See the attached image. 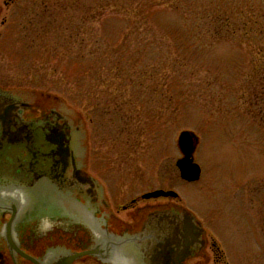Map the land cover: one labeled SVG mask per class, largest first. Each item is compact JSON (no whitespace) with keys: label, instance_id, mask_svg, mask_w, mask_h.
Segmentation results:
<instances>
[{"label":"rangeland","instance_id":"1","mask_svg":"<svg viewBox=\"0 0 264 264\" xmlns=\"http://www.w3.org/2000/svg\"><path fill=\"white\" fill-rule=\"evenodd\" d=\"M4 9L0 86L49 94L50 106L78 117L89 169L113 205L174 190L168 201L190 208L224 254L197 264H264V0ZM183 130L199 137L196 182L175 164Z\"/></svg>","mask_w":264,"mask_h":264},{"label":"flooded vegetation","instance_id":"2","mask_svg":"<svg viewBox=\"0 0 264 264\" xmlns=\"http://www.w3.org/2000/svg\"><path fill=\"white\" fill-rule=\"evenodd\" d=\"M15 1L0 0L1 27L9 23L4 8ZM0 89L28 92V107L22 114L25 121L39 124L44 131L67 128L60 116L45 115L50 107L49 94L29 88L0 86ZM34 109L39 114L26 118L25 114ZM84 145L87 149L83 170L102 186L105 206L96 197L86 208L88 201L79 194L78 185L73 187L75 190L71 188L74 179L68 175L67 168L82 156L78 149L71 151L69 156L65 148L59 150L51 144L48 147L32 145L27 153L19 148L7 150L0 164V264H114L110 260L113 254L108 252L107 240L97 241L94 226L109 237L133 233L151 212L179 207L168 201L178 198H143V194L129 203L113 205L103 181L89 169L88 136ZM85 217L91 222L92 230L85 225ZM209 239L203 251L188 257L186 264H197L212 255L216 261H223V252ZM94 248L98 257H78V253Z\"/></svg>","mask_w":264,"mask_h":264},{"label":"water","instance_id":"3","mask_svg":"<svg viewBox=\"0 0 264 264\" xmlns=\"http://www.w3.org/2000/svg\"><path fill=\"white\" fill-rule=\"evenodd\" d=\"M28 97L27 91L0 89V164L7 150L12 148L26 152L31 151L32 145L42 147L43 144L48 147L51 144L59 150L65 148L66 156L78 149L82 156L73 160L72 165L67 168L68 175L74 179L71 188L78 185L79 194L88 201L86 208L96 197L105 206L102 186L83 170L86 134L78 126V117L72 119L64 109L50 106L45 110V115L60 116L67 128L57 127L44 131L39 124H32L22 118L23 110L28 107ZM198 144L199 137L191 130L181 131L177 138L181 157L175 164L180 178L188 182L199 180L201 175L200 165L194 160ZM159 196L177 197L178 194L173 190L158 189L142 197ZM85 225L92 230L88 219ZM106 237L108 252L111 251L118 258V264H186V259L201 253L207 242L201 223L183 207L156 210L148 214L140 228L133 233L123 232ZM85 255L99 256L96 248L78 253V257Z\"/></svg>","mask_w":264,"mask_h":264},{"label":"bare ground","instance_id":"4","mask_svg":"<svg viewBox=\"0 0 264 264\" xmlns=\"http://www.w3.org/2000/svg\"><path fill=\"white\" fill-rule=\"evenodd\" d=\"M93 228H94V234L96 236L97 241H102L103 239H107V237L104 235V232L100 230L99 227L94 226ZM110 260L118 264V258L116 256L113 255L112 259Z\"/></svg>","mask_w":264,"mask_h":264}]
</instances>
